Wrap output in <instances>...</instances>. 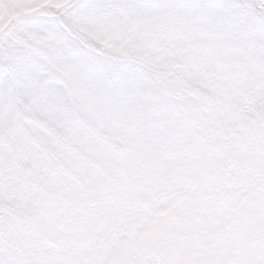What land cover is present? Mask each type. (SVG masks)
Masks as SVG:
<instances>
[{
    "label": "snow or ice",
    "instance_id": "6c2138e0",
    "mask_svg": "<svg viewBox=\"0 0 264 264\" xmlns=\"http://www.w3.org/2000/svg\"><path fill=\"white\" fill-rule=\"evenodd\" d=\"M0 264H264V0H0Z\"/></svg>",
    "mask_w": 264,
    "mask_h": 264
}]
</instances>
